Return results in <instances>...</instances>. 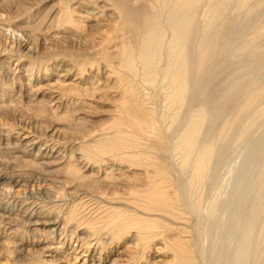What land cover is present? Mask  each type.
I'll list each match as a JSON object with an SVG mask.
<instances>
[{
	"label": "bare ground",
	"instance_id": "obj_1",
	"mask_svg": "<svg viewBox=\"0 0 264 264\" xmlns=\"http://www.w3.org/2000/svg\"><path fill=\"white\" fill-rule=\"evenodd\" d=\"M0 264H264V0H0Z\"/></svg>",
	"mask_w": 264,
	"mask_h": 264
},
{
	"label": "rangeland",
	"instance_id": "obj_2",
	"mask_svg": "<svg viewBox=\"0 0 264 264\" xmlns=\"http://www.w3.org/2000/svg\"><path fill=\"white\" fill-rule=\"evenodd\" d=\"M17 50V49H16ZM18 51H22L23 52V54H30V55H32V51H28L27 49H24V48H21V49H19ZM100 108H102V109H100ZM105 108V109H104ZM97 110H95V111H104V110H107V108L105 107V106H98L97 108H96ZM103 120H105V117H104V115H98V117H97V120H96V122H100V121H103ZM216 194H217V192H216Z\"/></svg>",
	"mask_w": 264,
	"mask_h": 264
}]
</instances>
